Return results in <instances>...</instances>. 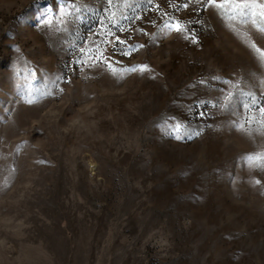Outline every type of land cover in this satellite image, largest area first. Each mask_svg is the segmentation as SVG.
Instances as JSON below:
<instances>
[{"label":"rangeland","instance_id":"374dc122","mask_svg":"<svg viewBox=\"0 0 264 264\" xmlns=\"http://www.w3.org/2000/svg\"><path fill=\"white\" fill-rule=\"evenodd\" d=\"M257 24L208 0H0V264H264Z\"/></svg>","mask_w":264,"mask_h":264},{"label":"snow or ice","instance_id":"6c2138e0","mask_svg":"<svg viewBox=\"0 0 264 264\" xmlns=\"http://www.w3.org/2000/svg\"><path fill=\"white\" fill-rule=\"evenodd\" d=\"M208 4L210 6H215L218 9L221 10V12H235L236 14L246 18L251 19L253 24H256V18L257 17H264V2H260V0H208ZM187 7V5H185ZM257 27L260 31L264 32V27H261L259 24H257ZM175 29L177 31H181V26L179 24L175 25ZM142 47V46H141ZM253 47L256 49V51L260 54L262 58H264V50H261L260 48L256 47L255 44H253ZM130 54V53H125ZM111 67V65H109ZM141 70H144L147 68V65H141L138 66ZM136 69H130V71H135ZM231 95V94H230ZM35 98H29L26 100L27 103H33ZM244 107H248L247 105H244ZM261 112H264V108L260 109ZM180 125L177 124L175 126V130L179 132ZM179 138V137H178ZM248 160L250 162L253 161H264V156L250 155L248 157Z\"/></svg>","mask_w":264,"mask_h":264}]
</instances>
